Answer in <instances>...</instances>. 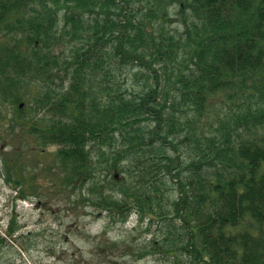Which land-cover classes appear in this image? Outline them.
I'll use <instances>...</instances> for the list:
<instances>
[{
	"label": "trees",
	"instance_id": "obj_1",
	"mask_svg": "<svg viewBox=\"0 0 264 264\" xmlns=\"http://www.w3.org/2000/svg\"><path fill=\"white\" fill-rule=\"evenodd\" d=\"M6 106L17 199L78 191L102 237L156 221L138 258L264 264V0H0Z\"/></svg>",
	"mask_w": 264,
	"mask_h": 264
},
{
	"label": "rangeland",
	"instance_id": "obj_2",
	"mask_svg": "<svg viewBox=\"0 0 264 264\" xmlns=\"http://www.w3.org/2000/svg\"><path fill=\"white\" fill-rule=\"evenodd\" d=\"M167 17L170 20L166 21L168 29L182 30L179 3L169 7ZM137 70L135 68L131 72L127 69L120 77H127V84L134 85V90L139 87L133 79ZM217 105L226 109L223 102ZM5 111L11 116L10 106L0 107L1 114ZM10 141L13 144L16 142L15 139H8L0 145V264H172L158 254L138 258V251L160 236L156 221L148 229L147 222L138 224L137 216L131 214L125 224L112 226L107 236L102 237L106 224L104 218H94L88 213L89 207L74 210L72 202L78 191L71 199L64 192L47 197V191L40 197L29 195L26 199H17L4 175L3 160L12 157L11 152H15L12 143L6 146ZM17 143L26 169H31L32 164H29L33 157L27 151L31 150L35 140ZM53 150L55 147H48L47 152ZM36 171L41 172L39 169ZM36 176L39 177L36 178L37 183L44 181L43 175ZM8 230L11 235L7 234ZM111 242L114 244L106 251L109 257H105L102 255L103 243Z\"/></svg>",
	"mask_w": 264,
	"mask_h": 264
}]
</instances>
